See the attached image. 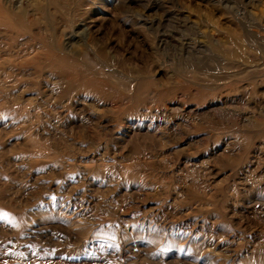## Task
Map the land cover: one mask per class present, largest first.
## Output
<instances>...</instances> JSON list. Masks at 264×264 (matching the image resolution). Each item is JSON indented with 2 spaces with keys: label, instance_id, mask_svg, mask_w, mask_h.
Segmentation results:
<instances>
[{
  "label": "rangeland",
  "instance_id": "obj_1",
  "mask_svg": "<svg viewBox=\"0 0 264 264\" xmlns=\"http://www.w3.org/2000/svg\"><path fill=\"white\" fill-rule=\"evenodd\" d=\"M0 264H264V0H0Z\"/></svg>",
  "mask_w": 264,
  "mask_h": 264
}]
</instances>
